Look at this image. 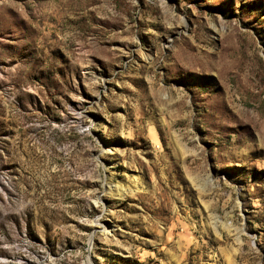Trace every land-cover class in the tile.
<instances>
[{
    "label": "rangeland",
    "instance_id": "rangeland-1",
    "mask_svg": "<svg viewBox=\"0 0 264 264\" xmlns=\"http://www.w3.org/2000/svg\"><path fill=\"white\" fill-rule=\"evenodd\" d=\"M0 264H264V0H0Z\"/></svg>",
    "mask_w": 264,
    "mask_h": 264
},
{
    "label": "bare ground",
    "instance_id": "bare-ground-1",
    "mask_svg": "<svg viewBox=\"0 0 264 264\" xmlns=\"http://www.w3.org/2000/svg\"><path fill=\"white\" fill-rule=\"evenodd\" d=\"M144 61V60H143ZM118 190V189H117ZM238 205V204H237ZM215 218V217H214ZM230 232V230H227V233H229ZM242 234H244V231L242 230V229H240V230H238V231H236V235H237V237L239 236V235H242ZM239 238V237H238Z\"/></svg>",
    "mask_w": 264,
    "mask_h": 264
}]
</instances>
